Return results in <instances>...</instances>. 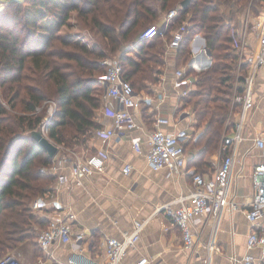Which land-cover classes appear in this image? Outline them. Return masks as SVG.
Listing matches in <instances>:
<instances>
[{
  "label": "trees",
  "instance_id": "16d2710c",
  "mask_svg": "<svg viewBox=\"0 0 264 264\" xmlns=\"http://www.w3.org/2000/svg\"><path fill=\"white\" fill-rule=\"evenodd\" d=\"M10 1L16 7L12 11L8 7L0 9V20L15 27L22 24L28 30L0 33V79L2 87L8 86L4 96L10 108L0 100V261L34 239L41 253L38 233L49 226L48 220L36 215L32 207L37 200L53 194L49 186L57 177L48 168L54 161L42 146L25 135L39 128L47 115L45 103L53 101L57 110L47 123L49 139L66 149L87 148L93 132L101 129L98 113L103 106L104 88L99 77L106 73L102 63L109 58L107 50L116 53L125 49L115 56L121 61L123 78L136 93L152 94L164 74L166 44L172 38V30L186 25L185 40L175 59L179 67L192 60L194 38L204 37L211 65L200 73L190 71L197 78V89L185 101L191 107L198 134L185 149H197L189 161L197 173L204 175L212 170L206 159L221 152L224 138L236 127L234 114L239 113L240 105L234 102V96L244 93L250 67L249 63L238 65L239 56L232 48L236 37L233 30L239 16L247 10L258 17L264 0H191L186 9L181 7L185 0H60L63 13L58 20L47 19L52 33L41 36L42 40L29 30V21L32 12L38 13L39 18L40 10L43 13L49 9L50 2ZM29 6L35 9L30 11ZM173 10L179 14L168 34L152 40L141 38L143 30ZM73 11H78L79 16L94 12L91 32L104 41L101 50L82 46V55L66 56L54 49L56 35ZM60 42L70 45L68 41ZM66 58L74 65L63 62ZM97 88H101L100 94L95 93ZM228 153L222 152V156Z\"/></svg>",
  "mask_w": 264,
  "mask_h": 264
},
{
  "label": "crops",
  "instance_id": "0c3cea01",
  "mask_svg": "<svg viewBox=\"0 0 264 264\" xmlns=\"http://www.w3.org/2000/svg\"><path fill=\"white\" fill-rule=\"evenodd\" d=\"M261 18L264 21V9L258 17H255L256 22ZM240 19L237 32H241ZM160 21L156 25L162 24L164 20ZM194 39L192 49L198 51L207 48L204 37L198 35ZM258 48L259 41L254 52L250 54L247 51L250 57L247 79L252 80L255 107L246 121L249 141L241 147L231 180L232 194L241 207L239 211H224L216 218L206 215L200 217L195 223L196 246L193 251L183 249L181 233L171 220L163 213H156V209L165 203L190 193L193 182L189 171L197 170L196 167L189 166L190 159L198 152L192 146L187 150L185 168L170 173L167 170H152L145 154H137L131 142L132 138L140 137L144 152L147 153V139L155 129V122L159 117L170 120V124L163 127L167 133H175L183 129L191 130L192 125L187 121V117L174 116V112L179 109L177 97L181 93V90L176 87L177 70H174L177 53H169L166 44V58L173 59V62L166 61L161 82L153 87L152 94L137 93L143 99L142 108L134 112L140 128L122 131L110 139L99 135V130H96L86 149L80 147L72 150L62 146L64 149H60L53 160L61 166V173L66 176L67 181L64 185H60L56 179L49 186L53 194L40 199L41 208L33 210L36 215L45 218L49 223L52 217L62 216L64 211H71L76 215V232L84 230L87 234L85 240L78 245L55 244L50 256L41 252L34 264H70L71 260L82 258L91 262H100L104 258L102 242L104 235L121 238L122 231L131 232L136 221L141 222L146 219L149 220L142 233L141 241L136 249L129 251L122 264H136L142 257L149 258L151 264H201L207 258L205 245L209 241L216 243L221 251L220 254L212 256V264H230L229 258L232 255L241 257L252 254L256 258L262 257L261 251L249 252L247 248L248 235L253 227L244 213L255 193L252 178L255 165L264 161L259 151H248L252 144L251 138L264 126V69L254 71L251 66ZM243 50L246 49L243 48ZM209 61L210 59L200 55L195 63L203 69L210 64L211 61ZM103 107L98 113L100 130L113 127V120L104 113ZM238 120L239 113H236L234 123L236 124ZM100 150L107 151L109 155L105 170L84 177L83 186H77L72 180L74 154L86 157ZM222 158V153L218 152L210 159H206L212 168L209 173H204L206 178L216 173ZM128 164L133 169L126 175L124 168ZM55 201L62 207L59 214L54 206ZM20 260L23 264H30L21 257Z\"/></svg>",
  "mask_w": 264,
  "mask_h": 264
},
{
  "label": "built area",
  "instance_id": "2783aa9c",
  "mask_svg": "<svg viewBox=\"0 0 264 264\" xmlns=\"http://www.w3.org/2000/svg\"><path fill=\"white\" fill-rule=\"evenodd\" d=\"M179 11L173 10L168 13L162 24L154 25L146 29L141 38L152 40L156 37H164L165 31L170 27L172 21L178 16ZM256 31L259 41V50L255 58L251 61L254 71L264 69V21L259 19L256 24ZM239 33V32H238ZM186 36V25L177 28L172 32V38L167 43L169 53H177ZM195 41V39L192 41ZM191 44V45H192ZM207 48L195 51L191 48L192 60L187 66L176 71V87L181 90L180 97H185L191 92L189 87L192 84L194 71L200 73L207 70L208 66L199 67L195 62L198 56L207 57ZM211 61V57H207ZM106 68V73L99 77V81L104 88L102 95L103 111L113 120V127L110 129L99 130L98 134L110 139L126 130L140 128L136 120L135 111L142 108L143 99L134 91L130 82L123 78V67L118 57H109L102 63ZM190 72V73H189ZM189 90V91H188ZM264 97V96H263ZM234 102L240 105L239 120L235 129L227 135L222 143L221 153L229 151L222 159L216 173L210 178L189 171L192 176V190L186 195H181L174 201L165 203L156 209V213H163L179 229L182 237L183 249L193 251L196 246L195 223L203 215L216 218L224 211H239V203L234 199L231 191V180L234 169L238 163L241 147L249 141L247 136V117L255 107L252 93V80L247 79L243 94H235ZM47 115L40 127L42 133L48 138L47 123L54 117L57 104L53 101L45 103ZM41 110V109H39ZM170 120L159 117L155 122V129L149 134L147 139L148 151L144 152L143 141L139 138H132L131 142L134 151L139 154H145L149 167L154 171L167 170L170 173L178 172L185 168L187 163V150L185 145L190 141H195V137L190 134L188 129L179 130L175 133H167L163 127L168 126ZM251 150L260 152L261 158H264V126L259 129L253 138H251ZM57 145V144H56ZM59 149H64L57 145ZM107 151L100 150L98 153L82 157L74 154L72 160L73 176L72 180L77 186H83V178L93 173H101L105 170L108 160ZM49 172L55 175L60 185L67 181L65 175L61 173V166L54 163ZM130 164L124 168L126 175L132 171ZM254 183V196L248 209L244 211L248 221L253 229L248 235L247 248L250 251L259 250L262 257L256 258L252 254L244 256L232 255L229 258L230 264H264V161L257 163L252 175ZM40 199L37 200L33 209L41 208ZM54 206L58 214L61 205L55 201ZM149 219L136 221L134 229L131 232L122 231L121 238L104 235L102 237L104 247V258L100 262H91L87 259L71 260L70 264H122L129 251L136 249L141 241L142 233ZM76 215L71 211H64V215L51 218L47 229L41 231L38 235V244L42 252L50 256L51 249L55 244H80L85 240L87 232L84 230L76 232ZM207 258L201 264H212V256L220 254L221 251L216 243L209 241L205 245ZM0 264H23L14 254L5 257ZM136 264H151L149 258L142 257Z\"/></svg>",
  "mask_w": 264,
  "mask_h": 264
},
{
  "label": "rangeland",
  "instance_id": "374dc122",
  "mask_svg": "<svg viewBox=\"0 0 264 264\" xmlns=\"http://www.w3.org/2000/svg\"><path fill=\"white\" fill-rule=\"evenodd\" d=\"M49 1V9L47 8L46 11L43 10V13L39 12L38 9H36L37 12H39V18H38V13H36V15L32 12L31 17H30V21H29V30L31 29L32 33L36 36V38L38 40H42L41 36L44 35H50L52 32L51 31V25L48 27V25L46 24L47 19L49 20L51 19H60L58 17H60L63 13V10L61 7V5L59 4L60 0H47ZM63 1V3H71L72 0H61ZM59 4V5H58ZM85 5V3H83V6L81 5V7L83 8ZM2 6V7H1ZM6 7H8L7 9L12 11L13 8H15L16 6L11 3L10 0H0V9H5ZM80 7V8H81ZM30 11H33L32 9H35L31 6H29V8H27ZM250 10H247L245 12V14H242L241 16H239L240 19V25L239 28H241V32H237L238 28H236L235 30H233V34H236V37H234V43H233V50L235 51V53L239 56V60H238V65H242L245 63H249L250 64V57L247 54L248 53L251 54V52H254L255 46L258 42V35L256 33V19L255 16L252 14H249ZM14 13V12H13ZM12 13V14H13ZM94 12L90 13V14H86V15H80L78 11H73L68 15V21L66 23L65 26H63L61 28V30L59 31V33H57L56 38L58 40H56V42L54 43V49H60L61 51H63L64 53H66V56H80L82 55V52L80 51V47L82 46H86L89 50H94L95 48H97L98 50H101L102 47L104 46V41L98 36L96 37L95 35L92 34V23H91V19L93 17ZM168 14H163L161 16V21H163L165 19V17ZM249 15V17H248ZM45 17V18H43ZM238 19V17H237ZM160 21V22H161ZM51 27V28H50ZM13 30H16L18 32H22L23 30H28L27 27H24L22 24H18L17 27H15L12 23H10L9 21H2L0 20V33L1 34H6L8 32H11ZM171 28L169 27L165 33L168 34L170 32ZM176 30V28H174L172 30V32H174ZM144 32V30L142 31ZM60 40H64V41H68L70 42L69 46H65L63 45ZM108 43V42H107ZM243 48H245L246 50H243ZM110 49V48H109ZM125 49H122L121 51H118L116 53H111L110 51H105L108 57H115L118 56L120 53L124 52ZM167 62L172 61L173 59H165ZM63 62L66 63H71L74 65V62L70 61V60H63ZM182 68L181 66H177L174 70H178ZM3 74L2 71V66L0 65V75ZM96 75L98 76L99 73L97 72ZM196 77L193 76L192 77V84L191 87H189V89L191 91L196 90ZM242 85V84H241ZM245 84H243V87H245ZM8 88V86L6 87H2L1 86V79H0V100L3 102V104L5 105V107L7 109L10 110V108L8 107V101L4 96V93L6 91V89ZM189 91V90H188ZM100 92H102L101 88H97L96 89V94H100ZM103 94V92H102ZM189 94L186 95L185 97H180L178 96V101H179V109L176 110L174 112V116L179 117L180 115L183 117H187V121H189V123L192 125L190 127L191 130H189L190 134L193 135L194 137L197 136L198 132L196 131V129L194 128L195 126V122H194V115L191 114V107L190 106H186L187 103L185 100H187V98H189ZM236 94V93H235ZM40 127V126H39ZM49 138V137H48ZM51 140V139H50ZM52 141V140H51ZM53 142V141H52ZM188 150V149H187ZM214 156V154L212 155ZM211 156L207 157V160L210 159ZM197 172V171H196ZM200 173V172H198ZM34 205V204H33ZM33 208V207H32ZM14 255L18 256L19 259L20 257L23 258L25 261L29 262L30 264H34V262L38 259V256L40 255V251L36 245V239L32 240V241H26L21 245V248L19 249V251L17 253H13Z\"/></svg>",
  "mask_w": 264,
  "mask_h": 264
},
{
  "label": "water",
  "instance_id": "95a60500",
  "mask_svg": "<svg viewBox=\"0 0 264 264\" xmlns=\"http://www.w3.org/2000/svg\"><path fill=\"white\" fill-rule=\"evenodd\" d=\"M190 2L191 0H185L181 4V7L183 9H186L188 5L190 4ZM207 57H211V54L209 51H207ZM25 138L31 139L35 141L36 143H38L40 146H42L51 160H54L60 151L59 147L54 142H52L49 138L43 135L41 127H39L37 130L28 132L25 135Z\"/></svg>",
  "mask_w": 264,
  "mask_h": 264
}]
</instances>
